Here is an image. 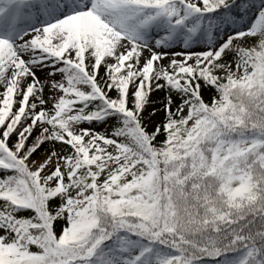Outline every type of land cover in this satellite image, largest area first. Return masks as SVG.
<instances>
[{"label": "snow or ice", "instance_id": "obj_1", "mask_svg": "<svg viewBox=\"0 0 264 264\" xmlns=\"http://www.w3.org/2000/svg\"><path fill=\"white\" fill-rule=\"evenodd\" d=\"M0 264H264V0H0Z\"/></svg>", "mask_w": 264, "mask_h": 264}, {"label": "trees", "instance_id": "obj_2", "mask_svg": "<svg viewBox=\"0 0 264 264\" xmlns=\"http://www.w3.org/2000/svg\"><path fill=\"white\" fill-rule=\"evenodd\" d=\"M156 98H157V99H160V98H162V97H161V96H157Z\"/></svg>", "mask_w": 264, "mask_h": 264}, {"label": "rangeland", "instance_id": "obj_3", "mask_svg": "<svg viewBox=\"0 0 264 264\" xmlns=\"http://www.w3.org/2000/svg\"><path fill=\"white\" fill-rule=\"evenodd\" d=\"M159 118H160V116L158 115V116H157V119H159Z\"/></svg>", "mask_w": 264, "mask_h": 264}]
</instances>
